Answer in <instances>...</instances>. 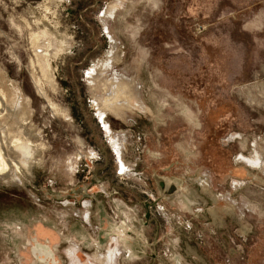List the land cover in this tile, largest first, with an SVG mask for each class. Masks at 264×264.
<instances>
[{
	"label": "rangeland",
	"instance_id": "obj_1",
	"mask_svg": "<svg viewBox=\"0 0 264 264\" xmlns=\"http://www.w3.org/2000/svg\"><path fill=\"white\" fill-rule=\"evenodd\" d=\"M0 103V264H264V0H0Z\"/></svg>",
	"mask_w": 264,
	"mask_h": 264
},
{
	"label": "crops",
	"instance_id": "obj_2",
	"mask_svg": "<svg viewBox=\"0 0 264 264\" xmlns=\"http://www.w3.org/2000/svg\"><path fill=\"white\" fill-rule=\"evenodd\" d=\"M164 185L165 183L163 181H159L158 186L160 189V194H163V195H160L159 198L156 199L157 201H159L158 203H164L167 206V204L170 205L174 202H179L178 200L183 199V197L186 196V195L180 194L181 192L179 188L177 189V185L175 184H171L169 186L166 185L168 187H164ZM172 186L175 187L176 190L170 192V194H165L164 190H167V188L170 189ZM174 193H177L178 195L176 194L175 196ZM187 207L190 208L189 206ZM160 216L161 215L159 213L152 214V216L150 217V220L145 222L142 231L135 235V238L138 239V241H140V242L136 241L135 243L136 244L140 243L142 246L146 247L147 250L150 249L151 250L150 256L152 259L156 261L161 262L162 260L166 259L168 260V262L169 260H173L175 264H181V262L177 261L181 257L180 253L179 255H177V252L175 251H171L170 249L169 250L164 249V245H173L171 243H173L174 240L172 239V233L168 231L171 229V227L165 226L164 223L161 221ZM212 218L215 220L216 223H219L220 229H219L218 234L220 236L223 235V229H222L223 215L222 213L220 212L218 216V213L215 212ZM124 241L125 243L128 242V240H124ZM128 246H129L130 251H132V248L135 247L133 246V241H131V238H130V242ZM201 250L202 249L195 248V251L193 252V259H194L193 264H200L199 262L201 261L200 255L203 256V251Z\"/></svg>",
	"mask_w": 264,
	"mask_h": 264
},
{
	"label": "bare ground",
	"instance_id": "obj_3",
	"mask_svg": "<svg viewBox=\"0 0 264 264\" xmlns=\"http://www.w3.org/2000/svg\"><path fill=\"white\" fill-rule=\"evenodd\" d=\"M96 68V67H95ZM93 69V68H92ZM94 73V72H93ZM121 78V77H120ZM125 78V77H124ZM117 81V80H116ZM131 82V81H130ZM134 82V81H132ZM136 85V83H135ZM138 88V87H137ZM116 96V95H115ZM8 99V98H7ZM118 99V98H117ZM116 99V100H117ZM113 102V101H112ZM111 102V103H112ZM118 102V101H117ZM115 103V101L113 102ZM115 107V105H113ZM10 107V106H9ZM7 107L6 105H4L3 108H1V103H0V135L1 137H3L4 139H2V144L0 142V174H3L5 175L6 173V177L11 180V181H15L17 180V173L20 172V166L19 164L21 165H26L24 161V156L26 155V153L22 150H25L23 149L22 147H20V145L16 144V142L14 140H12L11 138L9 139L8 137H4V132H5V125H4V121L5 119H8L9 117H11L10 115H8V118L5 117V115L8 114V112L12 113L13 112V108H9ZM51 107V106H50ZM101 110V109H100ZM13 114V113H12ZM15 114V113H14ZM105 114V113H103ZM103 114L101 115V117H103ZM11 120V119H10ZM14 121V120H13ZM9 122V121H8ZM9 125V124H8ZM15 128V127H14ZM110 131V130H109ZM14 135V134H13ZM16 138V137H15ZM116 138V137H115ZM14 139V138H13ZM25 142V140H23ZM115 141L117 142V139H115ZM19 142V140H18ZM21 142V141H20ZM19 142V143H20ZM27 142V141H26ZM25 144V143H24ZM26 145V144H25ZM120 143L119 141L117 142V147L118 149H120L119 147ZM21 146H23L21 144ZM28 146V145H27ZM25 146V147H27ZM24 147V148H25ZM29 147V146H28ZM1 149L3 151H1ZM21 149V150H20ZM29 149V148H28ZM26 151V150H25ZM28 153V152H27ZM117 156L119 158V162H120V165L122 166L123 169H126L125 168V165L122 164V161H121V157L118 155L117 153ZM23 159V161L21 160ZM27 161V160H26ZM23 165V166H24ZM29 165V164H28ZM29 169V168H28ZM125 173V172H124ZM19 178V177H18ZM169 184V183H168ZM48 251V250H47ZM46 251V253H47Z\"/></svg>",
	"mask_w": 264,
	"mask_h": 264
},
{
	"label": "water",
	"instance_id": "obj_4",
	"mask_svg": "<svg viewBox=\"0 0 264 264\" xmlns=\"http://www.w3.org/2000/svg\"><path fill=\"white\" fill-rule=\"evenodd\" d=\"M162 186H163V185H162ZM174 190H176V188L172 186V187L170 188V192H172V191H174ZM147 217H149V215H148Z\"/></svg>",
	"mask_w": 264,
	"mask_h": 264
},
{
	"label": "flooded vegetation",
	"instance_id": "obj_5",
	"mask_svg": "<svg viewBox=\"0 0 264 264\" xmlns=\"http://www.w3.org/2000/svg\"><path fill=\"white\" fill-rule=\"evenodd\" d=\"M244 158V157H243ZM248 161V160H247Z\"/></svg>",
	"mask_w": 264,
	"mask_h": 264
}]
</instances>
